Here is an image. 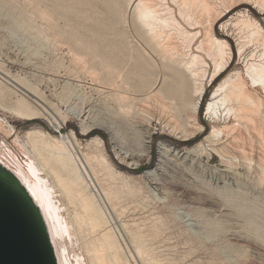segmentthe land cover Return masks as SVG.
Segmentation results:
<instances>
[{
	"label": "rangeland",
	"instance_id": "1",
	"mask_svg": "<svg viewBox=\"0 0 264 264\" xmlns=\"http://www.w3.org/2000/svg\"><path fill=\"white\" fill-rule=\"evenodd\" d=\"M67 1L61 16L51 22L39 15L57 0H0V89L5 95L0 97V117L10 125L8 132L0 128V140L25 159L33 155L29 144L26 149L17 144L26 140L32 127L56 134L53 117L63 119V134L72 132L76 137L67 146L76 159L81 153L93 156L91 137L103 139L102 154L111 166L92 159L97 172L87 179L96 184L88 181L124 264H264V171L258 165L262 144L257 135L246 134L253 139L244 140L250 160L237 153L232 161L230 154L221 156L211 147L232 141L229 133L238 122L232 112L213 119L204 111L213 87L224 76L239 71L249 91L261 100L253 113L257 118L264 115V87L254 85L245 72L249 62H258L264 54L262 41L252 33L255 26L264 31V9L249 0H224L215 4L210 18L200 12L204 10H197L203 21L222 12L214 32L228 41L232 58L228 68L206 87L194 122L187 117L195 98L192 79L180 70L168 69L150 50L126 1L120 0L115 8V29H110L98 11L79 6L77 0ZM96 2L103 6L110 0ZM4 75L34 96L6 83ZM160 88L163 93L158 100L153 95ZM17 99L27 100L38 112L34 118L26 120L16 114ZM107 125L122 135L123 144L115 145ZM82 126L88 130L83 131ZM159 143L169 150L165 151L167 161L156 169ZM154 168L151 175L144 174ZM100 185L109 197L107 203L103 198L104 204ZM57 194L62 213L77 233L75 249L87 264H94L89 259L92 252L102 255L108 251L102 247L101 252L100 231L88 226L77 193L69 202L61 191ZM69 248L73 257L74 248Z\"/></svg>",
	"mask_w": 264,
	"mask_h": 264
},
{
	"label": "bare ground",
	"instance_id": "2",
	"mask_svg": "<svg viewBox=\"0 0 264 264\" xmlns=\"http://www.w3.org/2000/svg\"><path fill=\"white\" fill-rule=\"evenodd\" d=\"M30 1L34 3L36 2V0H30ZM119 1L120 0H110V3H106L107 5H103V6L98 5L96 0H77V3L79 6H83V5L87 6L88 10L98 11L103 16V18L108 22L110 29H115L113 20H114L115 8L117 7V3ZM124 1H126L125 3L127 5L126 8L129 7L130 10L132 11V14L135 17L137 23L138 30L140 31V35L144 38L150 50L158 56V58L163 62V64L168 69L172 71L180 70L183 73L188 74L192 79V93L195 96V98L191 106L190 116L187 117H189L190 120H193L195 122L198 108L201 99L203 97V94L206 90V87L209 86L216 78H218L228 68L229 62L232 58V51L228 41L226 39L217 36L214 32V23L219 18L222 17L220 16L222 12L221 14H217L216 16L214 15L212 19H209L210 21H203L202 18H199L200 13L197 12V10L199 9L204 10L200 12H206L207 17L209 16L210 18L212 12L214 11V9H216L215 6L217 5L215 4L217 3L221 5L224 0H215V1L212 0H124ZM248 2L254 4V6H259V7L261 6L262 9H264V0H249ZM67 5H68L67 0H57L56 5L50 7V10L46 9L45 11H43L45 15L39 13L37 10L34 11L35 13L42 14V15L38 14L39 16L45 17L42 18L46 20L48 19L51 22H53L52 20H55L56 17L61 16L60 15L61 9H63ZM36 9H38V7ZM207 17L205 16L204 19ZM183 22L184 25L186 24L188 25L184 26L182 24ZM205 22L206 24L208 23L209 24L206 25ZM202 24L205 25L202 26ZM253 25L255 26L257 24H253ZM187 26L189 28H187ZM198 27H202L203 29H200ZM49 28L52 29V27ZM254 29L255 30L252 33L254 34V36L257 35V38L258 39L260 38V40L264 45V31L261 30L260 26H255ZM57 35L59 34L57 33L55 36L58 37ZM238 50L239 52L242 51L241 44ZM78 57L76 58L78 59ZM82 57L80 58L82 61L86 60L85 57L83 59ZM76 58H74L75 61L77 60ZM77 64H80V62ZM82 67L80 64V68ZM245 70H246L245 71L246 75L250 78V80L254 83V85H261L262 87H264V54L263 53L261 59L258 62H249ZM79 71H81V69ZM165 77L166 76H163L162 81H164ZM4 78L6 83L14 84L16 89L21 93H23L24 95H27L28 93L34 96L29 90H27V88L20 85L9 76L4 75ZM154 93H157V95L155 94L153 96H155L159 100L158 94L163 93V89L160 88ZM254 93L255 92L249 91V89L246 87V82L244 81L240 72L234 71L231 72L228 76H224L213 87V89L210 92V96L204 105L205 114L209 118L215 119V117L217 118V116L218 117L221 116V114H224V112L226 111L225 113L232 112L234 116L231 115V117H235L238 122L236 125L233 124L235 127L232 125L233 126V129L231 128L232 132L229 133L231 135L232 141H227L224 144L221 143L222 145L219 148L211 147L214 148V150H216L217 152H219L221 156L225 155L223 153H226L228 155L230 154V156L232 155V157H229L231 161L233 157L235 158V156L233 155H235L236 153L238 155L240 154L239 155L241 156L240 158L242 157L245 159L249 158L244 148V144H245L244 140H247V142L250 140L252 141L253 139L250 137L251 133L258 136V138L260 139L259 142H261L262 144V146L260 147H262V149L264 150L263 148L264 147V115H262L263 118L262 117L257 118V114L253 113L256 112V109L260 108L259 103H261L259 97ZM4 96L5 95L3 94V91L0 89V97H4ZM162 102L166 103V101H162ZM255 103L257 105H254ZM254 106L256 107L258 106V108L255 107L256 109L254 110L253 109ZM14 110L20 118L26 120L34 118L35 115L38 113L36 112L35 109L31 108L30 104L25 99H17L14 104ZM229 114L231 113H228L227 115ZM218 119L221 118L219 117ZM52 122L57 125L56 127L57 129H54L56 134H50L49 132L45 131L40 127H32L26 132V140H24L23 143L20 142L19 144H17L23 149H26L27 144H29L31 150L29 154L32 153L33 155H28V157L25 159L22 157L21 159L18 153L15 150H13L4 140L3 141L0 140V162L13 169L21 177V179L27 186L28 190L30 191V193L38 203L43 213V216L48 224L49 233L53 245L55 247L57 260L59 264H87V263L84 261L85 258L83 259L81 253L77 252V250L75 249V245H77L76 243L77 233L75 234V232L73 231L74 229L72 223L69 220H67V218L62 213L63 204L57 194V191H61L64 198H66L68 202L71 199L73 193H77L78 196H80L83 216L85 217L88 226L92 228V230L98 229L97 230L98 233L100 231V236L102 239L100 242L102 243L100 244L101 245L100 247L102 249L101 252H103V248H105L110 252L108 253V251H106V253H108V256L106 258V253L102 255H98L96 254L95 251V253L92 252L89 255V259L92 260L94 264H105V263L110 264L111 262H112L111 264H113V262L115 264H124L121 261L122 258L120 256L121 253L119 252L118 249L119 246L116 244L117 241H115L114 235L111 234L110 227H108L109 225H107L106 223L107 221L104 220V218L102 217L103 214L101 216L98 206L99 204L96 203L94 195L89 189V185L91 183L94 185L96 184L93 183L91 180L87 179L90 178L89 176H91V173L95 174L96 171L93 168V165H95V163L94 164L92 163L93 162L92 159H96L97 162L98 161L102 162L103 165L106 164L107 166H111L107 157L102 154V150L104 148L103 139H101L99 136L91 137L89 140L92 142L91 143L92 145H90V147L93 152V156H89L81 153L82 156L80 155L81 156L80 159L79 158L76 159L67 150L68 144L73 145L76 137L72 134V132H67L63 134L60 131L61 134L57 133L59 128H61L60 126L64 124L63 119H61L60 117H53ZM200 127L201 125L198 128ZM227 127L225 126V129L228 130L229 127L228 128ZM0 128L1 130L3 129L5 132H8V129H10V125L8 124L6 125L2 122V117H0ZM82 128L83 131L88 130L87 127L82 126ZM105 129L110 133V139L115 142V145H121V143L123 142L122 135H120L116 129H113L112 126L107 125ZM217 133H218L217 130L211 131V134H213L214 136L215 134L217 135ZM246 134L250 136L247 137ZM166 147L167 146L164 143L158 144L156 169L161 167V165H164L162 164L164 163V161H167L168 156L166 155L165 157V154L169 149L166 150ZM250 159L251 158H249V160ZM246 161L247 160H245V162ZM227 162L229 163V161ZM91 163L93 164L92 166ZM258 165L261 166L259 169H262L264 171V151H263V155L260 156L258 160ZM254 169L255 168H253V170ZM154 171L155 168L149 169L146 170L144 174L151 175ZM88 181H90L91 183H89ZM99 187L100 190L102 189L100 193L104 194V196L100 194L101 197L103 196L101 201L103 202L104 200L103 198H105L106 199L105 201L107 203V200L109 199L108 194L105 192L104 188L101 185ZM97 191L99 190L97 189ZM104 203L105 202H103V204ZM75 216L77 215L75 214ZM74 227L76 226L74 225ZM189 227L192 228L191 225H189ZM79 228H81V226ZM76 229L78 228L76 227ZM69 246H72L74 248L73 257H71L70 255L71 250ZM88 249L86 246V250ZM97 249L98 248H96L95 250ZM87 252L89 253L90 251L88 250ZM97 252L100 253L99 250H97ZM85 257L87 258V256ZM90 263L92 262L90 261Z\"/></svg>",
	"mask_w": 264,
	"mask_h": 264
},
{
	"label": "water",
	"instance_id": "3",
	"mask_svg": "<svg viewBox=\"0 0 264 264\" xmlns=\"http://www.w3.org/2000/svg\"><path fill=\"white\" fill-rule=\"evenodd\" d=\"M0 264H59L38 203L21 177L2 162Z\"/></svg>",
	"mask_w": 264,
	"mask_h": 264
},
{
	"label": "built area",
	"instance_id": "4",
	"mask_svg": "<svg viewBox=\"0 0 264 264\" xmlns=\"http://www.w3.org/2000/svg\"><path fill=\"white\" fill-rule=\"evenodd\" d=\"M60 131H61V128H59V130L57 131V133H58V134H61Z\"/></svg>",
	"mask_w": 264,
	"mask_h": 264
},
{
	"label": "trees",
	"instance_id": "5",
	"mask_svg": "<svg viewBox=\"0 0 264 264\" xmlns=\"http://www.w3.org/2000/svg\"><path fill=\"white\" fill-rule=\"evenodd\" d=\"M152 154H153V156H154V154H155V151H154V150L152 151Z\"/></svg>",
	"mask_w": 264,
	"mask_h": 264
}]
</instances>
